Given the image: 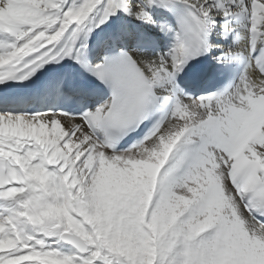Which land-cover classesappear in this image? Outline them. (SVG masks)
Wrapping results in <instances>:
<instances>
[{"label":"snow or ice","instance_id":"1","mask_svg":"<svg viewBox=\"0 0 264 264\" xmlns=\"http://www.w3.org/2000/svg\"><path fill=\"white\" fill-rule=\"evenodd\" d=\"M0 264H264V0H0Z\"/></svg>","mask_w":264,"mask_h":264}]
</instances>
